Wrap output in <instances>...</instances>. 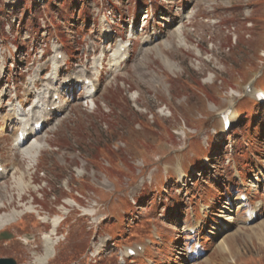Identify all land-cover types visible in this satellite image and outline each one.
Segmentation results:
<instances>
[{
  "label": "rangeland",
  "instance_id": "rangeland-1",
  "mask_svg": "<svg viewBox=\"0 0 264 264\" xmlns=\"http://www.w3.org/2000/svg\"><path fill=\"white\" fill-rule=\"evenodd\" d=\"M33 78L60 108L30 159L6 115ZM258 92L264 0H0V257L38 264L60 215L42 264H264Z\"/></svg>",
  "mask_w": 264,
  "mask_h": 264
},
{
  "label": "bare ground",
  "instance_id": "bare-ground-1",
  "mask_svg": "<svg viewBox=\"0 0 264 264\" xmlns=\"http://www.w3.org/2000/svg\"><path fill=\"white\" fill-rule=\"evenodd\" d=\"M57 60H59V59H57ZM55 63H58V62L56 61ZM57 67L59 68V65L57 66V64H56L55 68H56V73L58 74V68ZM42 68H44V66H42ZM70 76L64 77V78L59 80V87L56 91V94H59V92L62 90L63 87L65 88L67 86H70V84H73ZM82 76L83 75H78L76 77V80L79 82V78H82L81 82H82V84H84V80L87 78V76L86 75L83 77ZM66 80H67V82H65V84H62V82L66 81ZM37 81L38 80L36 78L35 79L33 78L30 81L31 86L26 87V89H25L26 90V96L31 92H33L35 94L33 97V102L30 103L29 108H27V110H25L23 108V103L20 101L21 99L17 98L18 96L15 95L14 99L17 100L19 108L14 107L13 112L11 114L6 115L7 120L18 121L17 122L18 126L16 127V130H15L14 141L16 143V146H18V148L20 147L22 149L21 153H23L25 155V157L30 158V159L37 157L38 152L40 151L39 142L41 140V136L38 135V136H35L33 139L29 140L31 136H34L37 133H40V129H38L35 126L36 123H38L39 121L44 122L45 118H47V116L49 114H56L60 108V106L55 105L56 102L54 101V99H52L55 92L53 93L51 91V87H46L47 95H44L43 98L44 99L48 98L47 100H42V98L38 95V93L33 91L37 86ZM57 81H58V79H56V82ZM92 85H94V84H92ZM92 90L95 91L94 86L90 87V89L87 90L88 94H90V92ZM88 94H87V96L89 97L90 95H88ZM39 97L41 98V101H40ZM40 108H41V110H39ZM16 118H18V119H16ZM27 140H29V142L25 146H23V144L25 142H27ZM0 166L4 167L2 164H0ZM3 172L2 173L0 172V179L5 178ZM2 198L3 197L0 195V202L2 201ZM241 202L242 201H239L236 204L237 205L239 204V206H242ZM26 210H28V209H26ZM231 212H232V210H230V207H229V208L225 209L224 214L222 215L223 223L221 226H223L224 229H222L221 233H223V234H225V232H226L225 230L230 226L231 217H232ZM22 214H23L22 211L19 212V211H15V210H13L11 212H7V213L6 212L1 213L0 214V229L4 226L8 225V223H10L9 221L15 219L16 217L21 216ZM61 222H62V218L60 215H54L52 217V219L50 221L51 228H50L49 232L42 236L43 254L41 256L37 257L36 261L38 264L45 263L47 261V259L52 256L54 246L56 245V243L59 239H57L56 236H55L56 238L51 237V235L56 234L55 231ZM227 225H228V227H227ZM221 240H222V238H221ZM126 251L127 250H125L124 256L127 255Z\"/></svg>",
  "mask_w": 264,
  "mask_h": 264
},
{
  "label": "water",
  "instance_id": "water-1",
  "mask_svg": "<svg viewBox=\"0 0 264 264\" xmlns=\"http://www.w3.org/2000/svg\"><path fill=\"white\" fill-rule=\"evenodd\" d=\"M12 236L11 233L7 231L0 232V239H8ZM0 264H17L16 260L12 257H0Z\"/></svg>",
  "mask_w": 264,
  "mask_h": 264
}]
</instances>
